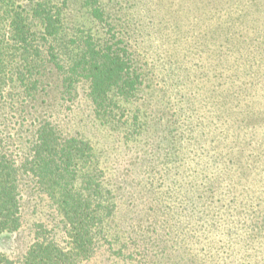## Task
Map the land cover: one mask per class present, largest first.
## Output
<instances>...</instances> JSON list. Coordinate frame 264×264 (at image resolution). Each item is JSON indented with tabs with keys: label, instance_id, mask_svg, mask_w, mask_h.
<instances>
[{
	"label": "rangeland",
	"instance_id": "rangeland-1",
	"mask_svg": "<svg viewBox=\"0 0 264 264\" xmlns=\"http://www.w3.org/2000/svg\"><path fill=\"white\" fill-rule=\"evenodd\" d=\"M111 2L146 74L139 135L99 125L83 91L65 101L51 83L28 102L66 116L105 160L117 218L83 264H264V0ZM66 16L91 26L79 3ZM48 215L33 198L25 209L30 222ZM30 240L24 223L0 234V252L15 258Z\"/></svg>",
	"mask_w": 264,
	"mask_h": 264
},
{
	"label": "trees",
	"instance_id": "trees-1",
	"mask_svg": "<svg viewBox=\"0 0 264 264\" xmlns=\"http://www.w3.org/2000/svg\"><path fill=\"white\" fill-rule=\"evenodd\" d=\"M76 3L91 26L68 23L66 8ZM107 8L111 0H0V234L31 228L24 251L0 252V264H83L110 235L118 203L96 143L52 111L54 96L47 106L55 114H34L28 103L48 95L51 83L65 101L83 91L99 125L126 140L139 135L146 74ZM146 173L144 187L154 176ZM32 198L49 206L48 221L25 217Z\"/></svg>",
	"mask_w": 264,
	"mask_h": 264
}]
</instances>
